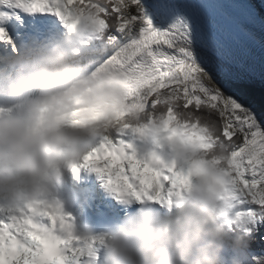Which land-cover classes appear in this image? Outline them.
Instances as JSON below:
<instances>
[{
    "label": "snow or ice",
    "instance_id": "obj_1",
    "mask_svg": "<svg viewBox=\"0 0 264 264\" xmlns=\"http://www.w3.org/2000/svg\"><path fill=\"white\" fill-rule=\"evenodd\" d=\"M86 13L102 43L101 67L127 81V111L118 115L158 122L168 144L196 156L138 157L131 142L110 138L143 135L138 124L124 123L102 130L83 166L105 176L121 201L167 208L211 167L218 172L212 182L231 201V226L248 237V248L264 242V121L218 79L229 64L243 69L233 81L264 84V0H0V42L12 44L8 26L35 14L53 15L71 31ZM103 242L74 235L58 204L0 206V264H93ZM245 259L264 264V255Z\"/></svg>",
    "mask_w": 264,
    "mask_h": 264
},
{
    "label": "clouds",
    "instance_id": "obj_2",
    "mask_svg": "<svg viewBox=\"0 0 264 264\" xmlns=\"http://www.w3.org/2000/svg\"><path fill=\"white\" fill-rule=\"evenodd\" d=\"M85 18L62 38L37 51L30 46L23 62L0 75V203L24 207L30 202H55V184L64 172L83 166L90 145L103 129L138 124L139 139L167 146L181 161L195 158L191 147L170 145L158 122L120 116L127 111V81L112 67H82L76 55L81 42L95 34ZM99 69V70H98ZM76 111V115H72ZM151 151L147 150L146 152ZM192 187L174 198L171 208L145 200L99 233L103 237L93 264H244L249 239L232 227V204L203 169ZM129 203V202H125Z\"/></svg>",
    "mask_w": 264,
    "mask_h": 264
},
{
    "label": "bare ground",
    "instance_id": "obj_3",
    "mask_svg": "<svg viewBox=\"0 0 264 264\" xmlns=\"http://www.w3.org/2000/svg\"><path fill=\"white\" fill-rule=\"evenodd\" d=\"M257 7H260L259 3L257 4ZM264 14V13H262ZM58 28L60 27L61 30L64 29L62 23L58 21L57 24ZM9 50V48H8ZM1 58L11 59V56L8 54L1 55ZM104 59V55L100 58L96 57L92 60H89L87 58L82 59L84 61L82 63L83 68H87L88 70L94 69L99 64H102V61ZM250 63V61L248 62ZM223 67L226 69V76L224 77H218V79L221 80V83H227L229 87L226 89V91L230 92V94L234 95L236 98H238L241 102L249 106H251L253 109H257L258 106H261V112L258 114L260 119L264 121V84H262L259 80L253 81L251 83L239 81L235 82L230 77L232 76H238L243 72V69L236 67L234 65L225 64ZM6 68V69H5ZM11 69L7 67H0V75L6 74ZM215 75V74H214ZM4 96V85L3 82L0 81V100L3 99ZM261 114V115H260ZM145 143H141V145H144ZM147 145V143H146ZM155 146V145H153ZM151 147V143L149 142V146ZM150 150V149H149ZM147 150H145L146 152ZM151 151L156 152L159 156H161V159L165 162H168L172 158V153L170 150H167L166 148L159 147V149H151ZM144 152V153H145ZM162 154V155H161ZM91 171H94L93 169ZM71 177V180L74 181L72 178V175H69ZM78 178V175L75 176V179ZM55 195V193H54ZM43 218V217H42ZM248 251V250H247ZM246 254H248L246 252Z\"/></svg>",
    "mask_w": 264,
    "mask_h": 264
},
{
    "label": "rangeland",
    "instance_id": "obj_4",
    "mask_svg": "<svg viewBox=\"0 0 264 264\" xmlns=\"http://www.w3.org/2000/svg\"><path fill=\"white\" fill-rule=\"evenodd\" d=\"M94 39H97L95 34L91 38H89V40L85 39L86 41L85 40L82 41V43H86L88 41L89 46H90L91 41H93ZM82 49H85V48H82V47L79 48L80 51ZM82 56H84V54ZM247 105H249V104L247 103ZM254 110L256 111V113L258 115L261 112V106H258L257 109L254 108ZM110 138H112L114 142H115L116 138H122L124 140H127L128 142H131L137 150L138 157L144 153V152H141V150L139 149V148H141V143L143 142V140L139 139V137L131 134L130 132L123 135V136H119V137H117V135L115 133H112V134H110ZM98 142H99V137H97V139L90 145L89 150H91L93 147H95ZM162 148L163 149L166 148L167 150H170L166 145L163 146ZM4 207H6V206H4ZM247 250H248L247 251L248 255H251L253 253L256 255H264V242H260L259 238H257L256 241L253 242ZM244 264H251V262H250V260L245 259Z\"/></svg>",
    "mask_w": 264,
    "mask_h": 264
},
{
    "label": "trees",
    "instance_id": "obj_5",
    "mask_svg": "<svg viewBox=\"0 0 264 264\" xmlns=\"http://www.w3.org/2000/svg\"><path fill=\"white\" fill-rule=\"evenodd\" d=\"M99 42V44H101V41H98Z\"/></svg>",
    "mask_w": 264,
    "mask_h": 264
}]
</instances>
